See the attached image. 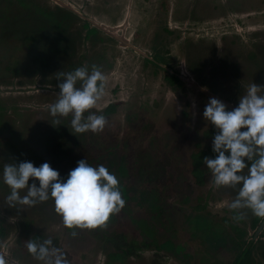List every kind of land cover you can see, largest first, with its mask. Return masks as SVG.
Wrapping results in <instances>:
<instances>
[{"label": "rangeland", "instance_id": "rangeland-1", "mask_svg": "<svg viewBox=\"0 0 264 264\" xmlns=\"http://www.w3.org/2000/svg\"><path fill=\"white\" fill-rule=\"evenodd\" d=\"M36 5L75 16L61 29L34 31L40 17L36 23L27 18L38 15ZM25 19L32 32L24 29ZM90 29L95 35L86 36ZM24 34L42 44L32 55L38 65L5 71V54L17 42L12 37ZM92 64L107 77L94 110H114L102 132L74 133L71 117L52 122L49 107L63 74ZM170 74L180 88L165 81ZM251 83L264 85V0H0V264H42L27 240L49 238L69 264H206L209 252L231 257L232 224L258 254L264 223L252 228L247 209L243 221H234L228 208L240 186L216 188L203 162L200 180L191 174L193 152L211 157L216 129L203 118L206 103L216 98L231 110ZM82 159L103 164L119 180L125 207L104 225L66 228L53 199L9 206L4 163L47 162L67 178ZM197 206L206 225L193 215ZM218 230L220 241L211 238ZM142 231L154 241L150 247L122 262L109 260L115 244L146 241Z\"/></svg>", "mask_w": 264, "mask_h": 264}, {"label": "clouds", "instance_id": "clouds-1", "mask_svg": "<svg viewBox=\"0 0 264 264\" xmlns=\"http://www.w3.org/2000/svg\"><path fill=\"white\" fill-rule=\"evenodd\" d=\"M59 80L58 98L50 105V114L71 116L74 133L102 132L106 117L92 110L105 96V73L95 64L90 68L84 65L64 73ZM203 118L216 129L212 143L214 158L203 160L212 174L213 185L240 186L236 198L228 204L232 219L237 222L244 219L245 209L264 218V85L251 83L231 110L222 101L210 98ZM56 123L60 124L59 119ZM245 168L247 174L243 172ZM2 177L10 188L6 197L10 207H31L53 199L55 210L68 229L102 226L126 203L117 177L103 164L93 167L86 159L78 161L67 178H61L47 162L37 167L27 160L4 163ZM25 189L26 193L21 195ZM71 235L77 233L73 231ZM27 250L42 264H69L66 254L50 238L27 240Z\"/></svg>", "mask_w": 264, "mask_h": 264}, {"label": "trees", "instance_id": "trees-1", "mask_svg": "<svg viewBox=\"0 0 264 264\" xmlns=\"http://www.w3.org/2000/svg\"><path fill=\"white\" fill-rule=\"evenodd\" d=\"M36 6L38 7V15L32 19L30 17L27 18V20H29L30 22L36 23V19H39L40 17L39 24L36 23V25L33 27L34 31L38 29V27H42L45 29V27H49L51 25L55 26L56 29H59V28L61 29L63 25H68V22H71L75 16L70 11H66L61 8H56V10L50 11V10H47L46 7L42 5H39V6L36 5ZM40 21L42 22L43 26L40 25ZM23 22H24V25H23L24 29L25 30L30 29L29 31H31L32 30L31 25L26 21V19L23 20ZM85 27H87V24H85ZM94 32H95L94 29H90L87 31L86 36H89ZM92 35H95V34H92ZM12 39L16 40L17 42L15 46L13 47V50L5 54V61H7V64L4 66L3 69L5 71L9 70V72H13L15 71V69L17 68L19 69L20 67L23 69V67H26L29 65L31 67L37 66L39 61H37L36 58L34 59L32 55L35 53L37 54V51L35 50L37 49L42 50V46H41L42 44H40L39 39L31 35H28V34L21 35V37L18 39H15L14 37H12ZM23 47L26 49V51H23ZM15 51L17 52V54ZM17 55L18 57L23 56L22 59L21 60L18 59ZM164 79L172 89L181 87L180 80L172 74L164 77ZM113 110H114L113 105H110L107 108H105L102 112L98 113L94 109L92 111H95L97 114H103L106 117L110 113H112ZM58 118L65 119L64 117H58ZM51 120L52 122L55 121L56 117L51 116ZM213 137L214 136H212V138ZM177 151H179V148L176 149V152H174L173 156H177ZM209 151H210V156H211L210 158H214L215 154L212 151V147H210ZM97 156H100V155H97ZM206 156H207V152L201 149L198 150V152H195V153L193 152L191 154V159L194 162V166L191 169V174L194 177H196L198 180H200V177L202 175V171L199 165L200 163L203 162ZM96 161L97 159L96 160L93 159V162L97 164L101 163V162H96ZM200 211H201V207L199 206L192 209L193 215L196 217V221H201L204 223L203 225H206L205 218L207 215L200 214L199 213ZM263 219L264 218H259V217L252 215L250 218L251 227L256 228L258 223L262 221ZM240 221H243V219ZM140 227L142 230H145V227L141 226V222H140ZM231 227L235 231V235H231V238H229L230 241L233 243L232 248L234 249L231 252L232 254L231 257L228 260L219 259L211 255L210 252L208 251L209 252L208 257L206 259H203V261L204 262L206 261V264H264V248L263 249L259 248L258 254H255L254 248H253L254 242L251 240L247 242L244 239L245 231L242 228L238 227L236 224H232ZM216 230L217 228H214V231ZM142 232L143 233L141 234L146 239V241L143 242L142 240L138 245H136V242H133V244L130 246L122 242L117 243V244L114 243L115 251L106 253L109 260L111 262H114V261L122 262L124 258L128 257L129 255H132L133 251L137 249L140 250L143 248L146 249L150 247L154 243V241L148 239V234H146L145 231H142ZM3 236H4V229L3 227L0 226V238H2ZM108 237L109 236L106 235L104 238L106 239ZM118 237L123 238V236H118ZM211 238L212 239L218 238V240L220 241L222 237L219 234V230H218V233L212 234Z\"/></svg>", "mask_w": 264, "mask_h": 264}, {"label": "flooded vegetation", "instance_id": "flooded-vegetation-1", "mask_svg": "<svg viewBox=\"0 0 264 264\" xmlns=\"http://www.w3.org/2000/svg\"><path fill=\"white\" fill-rule=\"evenodd\" d=\"M264 223V219L262 220V223L261 224H263Z\"/></svg>", "mask_w": 264, "mask_h": 264}]
</instances>
